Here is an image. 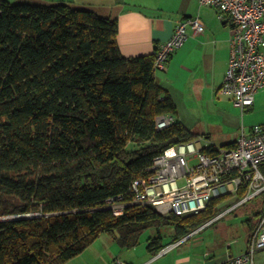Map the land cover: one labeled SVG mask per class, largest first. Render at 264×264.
<instances>
[{
  "label": "trees",
  "instance_id": "1",
  "mask_svg": "<svg viewBox=\"0 0 264 264\" xmlns=\"http://www.w3.org/2000/svg\"><path fill=\"white\" fill-rule=\"evenodd\" d=\"M118 32L117 18L69 3L0 0V264H65L103 233L130 250L170 224L176 242L219 215V200L187 217L134 202L132 182L156 156L201 137L175 120L157 127L177 107L156 52L125 57ZM263 210L264 195L250 231ZM161 237L149 250L164 247Z\"/></svg>",
  "mask_w": 264,
  "mask_h": 264
},
{
  "label": "built area",
  "instance_id": "2",
  "mask_svg": "<svg viewBox=\"0 0 264 264\" xmlns=\"http://www.w3.org/2000/svg\"><path fill=\"white\" fill-rule=\"evenodd\" d=\"M218 11L231 26V58L221 87L243 111L253 105L256 93L264 88V0H198ZM199 16L180 20L172 35L156 51L155 70H166L171 56L190 37L203 34ZM174 121L172 116L157 120L159 129ZM264 123L253 125L242 134L235 147L204 146L191 140L168 147L156 156L150 172L132 182L134 202L152 205L164 216L187 217L204 212L219 200L228 204L211 222L264 195ZM119 199H122L120 197ZM116 215L125 204L109 199ZM220 217V218H221ZM10 218V217H3ZM14 218V217H12ZM264 210L249 236L248 248L240 255H229L222 264H264ZM118 264H126L118 260Z\"/></svg>",
  "mask_w": 264,
  "mask_h": 264
},
{
  "label": "crops",
  "instance_id": "3",
  "mask_svg": "<svg viewBox=\"0 0 264 264\" xmlns=\"http://www.w3.org/2000/svg\"><path fill=\"white\" fill-rule=\"evenodd\" d=\"M64 2L75 7L91 9L101 16L117 18L119 24L117 40L125 57L154 54L160 45L170 38L180 20L199 16L205 24L204 33L190 37L171 56L166 70L156 72L157 79L174 100L176 91L188 92L192 97L188 101L191 106H202L207 99L211 102H234L230 95L221 92L231 58V26L219 17L215 8L200 5L198 0H64ZM101 9L105 12L100 11ZM241 111L242 114L245 113L244 116L250 123L247 124L248 131L253 125L263 124L264 88L256 93L254 104ZM188 127L191 129L193 125ZM242 129L247 131L245 125ZM196 140L202 141L204 146L227 147L205 144L202 138ZM206 225L200 228L204 226L207 228ZM191 239L192 234H189L169 243L168 246L162 240L164 247L158 253L149 250L148 243L136 257H129L123 251L119 253L124 256L123 259L117 253L116 261L120 260L126 264H197L193 261L189 249L183 247ZM225 260L226 258L211 264H222ZM258 260L264 261V254L258 255Z\"/></svg>",
  "mask_w": 264,
  "mask_h": 264
},
{
  "label": "rangeland",
  "instance_id": "4",
  "mask_svg": "<svg viewBox=\"0 0 264 264\" xmlns=\"http://www.w3.org/2000/svg\"><path fill=\"white\" fill-rule=\"evenodd\" d=\"M11 3H30L51 5L64 2V0H9ZM106 10V9H105ZM100 11L105 12L104 9ZM175 104L177 114L175 121L181 122L190 131L204 139L205 144L227 146L238 141L242 134V127L250 124L242 114L241 108L233 102L216 101L208 99L202 106H191L188 101L192 98L189 93L176 91ZM208 96V95H207ZM193 125V127H188ZM248 131V130H247ZM260 203L259 199L247 202L230 213H226L217 219L216 223L202 227L191 233L192 239L183 247L188 248L193 261L197 264H211V262L223 261L229 255H240L248 248L249 233L251 226L249 219L252 218V208ZM228 208V204L219 205L217 211L221 212ZM226 211V210H224ZM33 214L32 216H34ZM26 216H30L26 215ZM12 218V217H10ZM162 236L164 244L176 240V226L170 224L158 228H149L141 236L140 243L130 249L122 250L118 242L110 235L103 233L86 251L72 258L65 264H117L116 256L119 253H127L129 257H136L149 243V239ZM118 253V254H117ZM117 254V255H116ZM126 255V256H127ZM124 259V256L119 255Z\"/></svg>",
  "mask_w": 264,
  "mask_h": 264
}]
</instances>
